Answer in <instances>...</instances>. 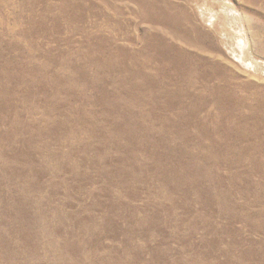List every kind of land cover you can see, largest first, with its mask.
<instances>
[{
  "label": "rangeland",
  "instance_id": "1",
  "mask_svg": "<svg viewBox=\"0 0 264 264\" xmlns=\"http://www.w3.org/2000/svg\"><path fill=\"white\" fill-rule=\"evenodd\" d=\"M0 264H264V0H0Z\"/></svg>",
  "mask_w": 264,
  "mask_h": 264
},
{
  "label": "bare ground",
  "instance_id": "2",
  "mask_svg": "<svg viewBox=\"0 0 264 264\" xmlns=\"http://www.w3.org/2000/svg\"><path fill=\"white\" fill-rule=\"evenodd\" d=\"M224 6H225V8H227V10L229 9V12L231 11L232 12V9H231V7L230 6H228V5H225L224 4ZM232 14L230 13L229 14V17H231V19H232V16H231ZM236 23V22H235ZM244 32V31H243ZM227 33V32H226ZM227 35H229V34H227ZM235 38H234V42H232V41H230V43H231V45H232V47H231V50H232V52H234L235 54V57L237 58V59H239V58H241V57H239V56H241V55H243V53L245 52V50L247 49V47H248V40L245 38V35L243 34V33H240L239 31H238V34H236L235 36H234ZM229 38V37H228ZM229 40V39H228ZM246 54V53H245Z\"/></svg>",
  "mask_w": 264,
  "mask_h": 264
}]
</instances>
